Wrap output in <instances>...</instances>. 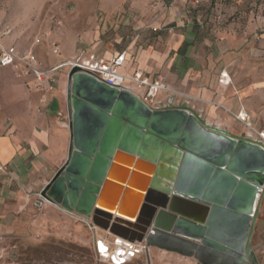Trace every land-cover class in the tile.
Returning <instances> with one entry per match:
<instances>
[{
	"label": "water",
	"instance_id": "95a60500",
	"mask_svg": "<svg viewBox=\"0 0 264 264\" xmlns=\"http://www.w3.org/2000/svg\"><path fill=\"white\" fill-rule=\"evenodd\" d=\"M67 112L68 159L40 194L48 203L200 264L257 262L251 241L264 195L262 146L207 125L187 107L154 110L80 67L68 72ZM118 163L132 171L129 179L115 173ZM112 180L121 205L111 226L98 196ZM130 188L145 193L136 224L120 217H133L122 207ZM95 246L107 250L102 241Z\"/></svg>",
	"mask_w": 264,
	"mask_h": 264
},
{
	"label": "crops",
	"instance_id": "0c3cea01",
	"mask_svg": "<svg viewBox=\"0 0 264 264\" xmlns=\"http://www.w3.org/2000/svg\"><path fill=\"white\" fill-rule=\"evenodd\" d=\"M46 1L0 0V28L12 31L4 39L7 46L15 43L23 51L33 50L46 66L47 55L53 63L48 67H53L74 59L85 49L66 57L73 53L75 35L70 31L66 36L60 33L64 19L55 14L54 5L44 14ZM78 9L92 14L95 11L91 0L81 2ZM246 10L226 8L228 17L235 11L243 16L233 18L227 30L209 34L205 28L213 21L215 12L210 0H203L202 9L197 12L191 9L189 0H136L118 24L117 49L108 51L106 56L95 50L88 54H95L105 62L125 54L122 73L141 71L151 79L160 78L168 87L185 95L162 93L159 102L187 107L207 125L241 138L247 131L231 113L245 112L255 128L264 129L258 126L264 121V69L252 68V58L263 60L264 51L254 49L252 34L238 31L242 26L251 30L258 27ZM103 11V21L108 26L123 10L116 4L105 6ZM92 14L90 21L95 19ZM260 26H264V18ZM56 41L66 43L62 50ZM55 47L59 48L57 55L53 53ZM223 71L232 79L230 86L220 82ZM65 90L66 85L57 79L55 90L46 93L37 88L33 75L19 78L11 67L0 66V248L18 230L22 216L34 210L35 200L68 159L71 135L68 114L64 119ZM118 187L111 183L107 193L102 198L98 196L101 207H115ZM129 201L125 196L123 205L124 211L131 214L134 203ZM118 203L121 205V200ZM45 211L57 213L52 206H46ZM116 216L113 214L111 226ZM120 217L131 221L127 216ZM97 227L112 233V227ZM115 237L116 242L126 241Z\"/></svg>",
	"mask_w": 264,
	"mask_h": 264
},
{
	"label": "rangeland",
	"instance_id": "374dc122",
	"mask_svg": "<svg viewBox=\"0 0 264 264\" xmlns=\"http://www.w3.org/2000/svg\"><path fill=\"white\" fill-rule=\"evenodd\" d=\"M86 0H47L44 6V14L54 5V12L61 19H64V36L70 31L75 35V43L73 53L67 58L73 56L80 49H85L87 52L95 50L100 56H106L108 51L116 50L118 45L115 43L116 34L118 32V24L123 19L131 5L136 0H91L95 11L92 14L81 12L78 6L81 2ZM193 0H189L191 9L198 11L202 9V5L194 7ZM213 4L215 12L213 14V21L208 22L205 31L209 34L213 32L225 31L232 19H240L243 15L239 11H235L231 17L227 16L226 8H245L246 14L251 15L258 27L251 30L250 27H239L238 31L246 32L250 36L252 34L251 42L254 49L264 51V26H260L264 18V0H210ZM118 5L122 8V12L115 17V19L106 26L103 21L105 6ZM151 6H155L153 2ZM77 10L79 12H77ZM92 11V12H93ZM222 17L223 24H218L216 21L217 12ZM96 12V14H95ZM95 17L94 20L89 19L90 15ZM96 15V16H95ZM89 19V20H85ZM86 23V24H85ZM52 28L51 30H53ZM250 32V33H248ZM60 36H63L61 34ZM57 45L62 50L61 41H56ZM123 44V43H122ZM48 66H52V62L48 60L45 55V60ZM252 68L257 71L264 69V59L252 58ZM67 69L58 72L57 79L66 85L65 95L67 96L68 78H66ZM61 74V75H60ZM14 77V76H13ZM16 81L20 82L16 77ZM25 88H27L25 86ZM65 89V88H64ZM2 95V93H1ZM64 98V97H63ZM65 98L63 99V102ZM66 103V102H65ZM64 103V107L65 106ZM67 108V107H66ZM68 112L64 113V119ZM259 128H264V121L258 125ZM243 134L241 138L245 137ZM122 162L126 157H121ZM143 167L146 165L142 164ZM115 173L124 174L128 179L129 170L124 167V164L118 163L115 168ZM113 184L119 185L116 181H111ZM132 183V182H131ZM121 194V193H120ZM133 190L130 188L126 195V200L130 203L136 204ZM120 196V195H119ZM132 197V198H131ZM117 205V203H115ZM114 204V206H115ZM46 206L56 208L57 213H47ZM132 206V205H131ZM116 207V206H115ZM123 207V205H122ZM113 208V207H112ZM29 211L28 214L22 216L18 230L15 234L0 248V264H96L94 257V245L96 240L103 241L106 238L110 245L117 244L114 234H108L107 231H98L101 238H98L95 233L90 231L86 225L74 219L75 212H68L61 206H56L48 203L42 210L36 207ZM133 210L135 207L133 206ZM132 210V212H133ZM103 239V240H102ZM252 246L256 254L257 264H264V195L260 201V212L252 240ZM105 252V250H102ZM132 264H200L194 258H185L177 254L169 253L157 248H151L149 258L141 256L135 258Z\"/></svg>",
	"mask_w": 264,
	"mask_h": 264
},
{
	"label": "built area",
	"instance_id": "2783aa9c",
	"mask_svg": "<svg viewBox=\"0 0 264 264\" xmlns=\"http://www.w3.org/2000/svg\"><path fill=\"white\" fill-rule=\"evenodd\" d=\"M202 3L203 0L192 1L194 7H199ZM216 14L217 23L223 24L219 12ZM11 33L12 31L10 29L4 30L0 28V66L4 68L11 67L19 78L23 75H33L37 88L46 93L55 90L59 71L67 69V72H69L74 67H80L83 71L94 75L98 80L110 87L126 89L135 93L146 105L154 110L179 107L178 105L169 106L159 102V96L162 93L171 96H185L168 87L160 78L151 79L141 71H135L132 74L122 73L121 70L125 63V54L113 58L110 62H105L95 54H88L86 50H83L72 60L48 67L39 60L33 50L23 51L15 43L7 46L4 43V39L9 37ZM39 42L38 40L37 43ZM53 53L57 55L59 48L55 47ZM220 82L224 86H230L232 84V79L226 71L220 74ZM231 115L238 123L245 127L247 133L243 138L264 148V129L259 130L255 128L249 115L245 112L238 114L231 113ZM47 204L48 202L39 195L34 202V207L42 210ZM73 216H75L73 217L74 219L86 225L97 236V230L100 229L93 224L91 219L77 213ZM104 244L107 247L105 252L100 251L94 245L96 264H132L135 258L144 255L149 258L151 250L145 242H129L126 240L124 242H117L114 245Z\"/></svg>",
	"mask_w": 264,
	"mask_h": 264
},
{
	"label": "bare ground",
	"instance_id": "6f19581e",
	"mask_svg": "<svg viewBox=\"0 0 264 264\" xmlns=\"http://www.w3.org/2000/svg\"><path fill=\"white\" fill-rule=\"evenodd\" d=\"M122 157V156H121ZM124 157V156H123ZM127 160V159H126ZM142 164H144V165H146L145 163H142ZM117 165V164H116ZM147 166V165H146ZM131 170H129V176H128V179L130 178V174H131ZM144 175V174H143ZM152 178V176L150 177V179ZM123 187V186H122ZM130 190V189H129ZM128 190V191H129ZM123 192H121V194H122ZM121 194H120V196H121ZM133 194L134 195H132V196H134V197H136L135 198V200L134 201H136V203H137V205H136V207H135V209L133 210V212H132V214H133V217L132 218H128L129 220H131L132 222L133 221H135L136 220V216H137V214H138V211H139V203L140 202H142V200H143V198H144V196H145V193L144 192H137V191H135V190H133ZM119 196V197H120ZM132 198V197H131ZM143 203V202H142ZM123 205V204H122ZM119 206H120V204L117 202V205H116V207H106V208H103V209H105V210H107V211H109V212H111V213H113V214H117L116 213V211H117V209L119 208ZM97 231H101V230H97ZM108 234H110L109 232H108ZM97 236H98V238H101V236H100V234H99V232L97 233ZM103 240V239H102ZM103 242L104 243H106V244H110V243H108L109 241L106 239V238H104V240H103ZM101 249L102 250H105L106 251V249L104 248V246H101Z\"/></svg>",
	"mask_w": 264,
	"mask_h": 264
},
{
	"label": "flooded vegetation",
	"instance_id": "af4514ba",
	"mask_svg": "<svg viewBox=\"0 0 264 264\" xmlns=\"http://www.w3.org/2000/svg\"><path fill=\"white\" fill-rule=\"evenodd\" d=\"M255 233V232H254ZM254 236V235H253ZM252 240H253V238H252ZM251 246H252V241H251ZM252 248H253V246H252ZM253 252H254V249H253ZM255 253V252H254ZM256 255V254H255ZM255 264H257V262L255 263Z\"/></svg>",
	"mask_w": 264,
	"mask_h": 264
}]
</instances>
